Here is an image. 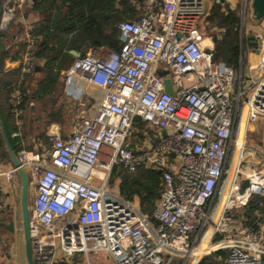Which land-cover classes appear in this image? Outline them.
<instances>
[{
  "label": "built area",
  "instance_id": "1",
  "mask_svg": "<svg viewBox=\"0 0 264 264\" xmlns=\"http://www.w3.org/2000/svg\"><path fill=\"white\" fill-rule=\"evenodd\" d=\"M35 2L0 0V31H9ZM251 2H243V25ZM145 5L144 15L117 26L120 49L92 45L65 70L66 91L80 88L100 96L95 113L68 139L52 132L50 149L19 152L29 181L35 264H94L93 255L96 264H171L175 257L188 264L214 221L211 204L225 184L230 154L244 148L237 126L245 114L251 123L264 119V19L254 34L258 63L250 67L249 81L242 68L214 61L205 0H146ZM32 29L26 23L20 35L27 43L24 74H31L36 62ZM139 120L154 130V141L135 148L129 140ZM116 167L130 174L140 167L162 172L155 223L110 184ZM16 173L15 167L3 175L13 180ZM248 180L244 205L252 196H264V171H254ZM6 206L0 190V212ZM14 222V236L24 241L22 215ZM220 228L212 237L225 233ZM229 233L211 239L203 255L225 251L224 264H263L264 226Z\"/></svg>",
  "mask_w": 264,
  "mask_h": 264
},
{
  "label": "trees",
  "instance_id": "2",
  "mask_svg": "<svg viewBox=\"0 0 264 264\" xmlns=\"http://www.w3.org/2000/svg\"><path fill=\"white\" fill-rule=\"evenodd\" d=\"M146 0H36L32 8L25 9L38 15L39 19L33 24L32 34L38 38L31 50L36 60L44 62L48 70L38 92L29 94L24 77L31 80L33 74H19L17 84L13 89H7L6 96L0 104V118L2 120L7 138L12 149L17 152L15 138L11 137L12 131H19L22 127L16 125V120H22L24 113L31 110L32 99L49 98L56 95V89L61 85L60 73L69 67L74 59L71 51H76L84 56L86 49L92 45H101L103 42L114 49H120L118 25L124 21H133L144 15ZM60 16L55 21V14ZM210 27L209 32H214L217 41L214 46V61L224 63L239 71L245 66L246 58L243 54L241 41V20L239 9L232 10L222 3H216L206 19ZM6 32L0 31V40L6 41ZM19 49L22 55L27 51V43L20 42ZM7 55L5 45L0 44V61ZM1 64V62H0ZM18 93V95H16ZM1 99V98H0ZM53 104H41L42 111L47 118L52 117ZM4 108L8 113L4 116ZM12 121L11 125L8 121ZM146 124L139 120L136 132L142 140ZM149 134L154 131L149 129ZM141 141V140H139ZM28 149V148H27ZM7 154V147L0 130V155ZM115 173L121 178L119 185L120 196L124 200L134 202L139 199L141 212L147 215L154 223L153 214L157 202L163 192L162 172L154 168L140 167L136 173L130 174L123 167H116ZM242 226L251 231L260 230L264 223V196H252L242 213ZM218 235L216 240H221ZM227 253L219 251L204 257L199 264H224ZM264 264V258H263Z\"/></svg>",
  "mask_w": 264,
  "mask_h": 264
},
{
  "label": "crops",
  "instance_id": "3",
  "mask_svg": "<svg viewBox=\"0 0 264 264\" xmlns=\"http://www.w3.org/2000/svg\"><path fill=\"white\" fill-rule=\"evenodd\" d=\"M207 1L208 2L207 5H205V9L207 14H209L212 8V3L210 0ZM219 2L226 5L225 4L226 0H218L217 3ZM230 8L234 10L232 7ZM38 19H39L38 15L31 12V10L28 11V14L23 13L21 18L12 25L9 31L6 32L7 34L8 33L12 34L11 39H7L6 41H3V43L0 40V44L2 45L4 44L5 50L7 51V55L5 56V58L2 61H0L1 62L0 104L3 107L4 105L2 103V100L6 96L7 89H9L10 87L14 89L17 84L19 74L24 73L23 62H22L24 56L22 55V50L19 49V44L20 42H22L20 40V35L24 32L26 23L31 24L32 26ZM59 19L57 21H59ZM260 22H261V26L259 28L262 27V21ZM205 25H206L205 26L206 33L207 34L209 33V35L212 36L213 44L215 45L214 35H213L214 32L213 31L209 32L210 27L207 25L206 21H205ZM250 27L252 28L251 34L248 33L245 34V25H243V31L241 32V41L242 42L244 41V43L242 44L243 54L246 58V64L244 67L242 66L241 68L244 70L245 75H247L248 73L250 74L249 71L250 67L255 66L258 63V56L255 49V45L250 44L249 38L251 36H254L255 31L258 30L259 28L255 26H250ZM101 45L106 47L108 50H114V48L107 43L103 42ZM75 57L77 56H74V58ZM66 69L62 70L60 73L61 85H59L55 90L56 95L50 96L49 98L32 99L30 104L32 106L31 110H34V112L24 113L23 115L24 117L22 118V120L19 119L16 120V125L18 127H22L21 130L12 131L11 133V137L17 139L16 140L17 152H15L12 149L9 140L7 138L5 129L3 132L0 126L1 133L3 135L7 147V154H5L4 156L0 155V190L5 200V203L7 204L5 210L0 212V223L2 222L8 224L11 221L15 220L16 218L15 215H17L16 213L17 203L18 201L20 202V196L22 194V179L20 174L16 173L13 180H9L3 175V173H6L7 171L15 168L11 151H13L16 154V156L19 158V152L23 149L28 148L27 150H31V151L48 150L50 149L49 137L52 132H60L65 139L70 138L75 126L78 123H80L81 120L90 118L95 113L98 104L101 101L100 96L96 92L91 90L83 91L80 88H73L70 91H66L65 83H64ZM47 72L48 70L45 68L44 62H40L36 60L35 67L31 73L33 74L31 80L27 81L24 77H21L19 83L21 81H25V83L27 84L26 86L29 94L36 93L40 90L42 82L45 79ZM41 104H53L51 118H47L48 117L47 114H45L42 111V109H40ZM7 113H8L7 109L4 108V113H3L4 116ZM8 122L11 125H13L11 120ZM0 123H2L1 118H0ZM136 127L135 130L137 129ZM237 127H238L237 130L239 129L237 131V136L239 137V139H242L245 142L246 135L249 131H254V132L257 131L258 133L259 131H261V129H264V119L262 118L255 123H251L248 121V118L245 114L241 125ZM149 129L151 128L147 125L144 127L145 130L144 135L146 136V138L140 141L142 142V145H146L152 142V140L154 141L153 137H151V135L149 134L148 131ZM131 138L129 141H131ZM129 144L132 147L135 146L134 144L131 143ZM138 147L139 145L135 146V148ZM243 150L244 148L243 149L234 148L230 154L229 159L232 157L231 159L234 160L233 156H235L236 158L234 160V163L232 162L233 164L229 162L228 174L229 177L234 172L236 173V175L235 177L232 176L233 181L231 182L229 188L227 187L228 183H225L221 187L219 195L215 199L214 203L211 204L213 213H215V218L213 223L211 222L209 225L210 231L208 232L207 237L202 241V243L204 241L206 242L203 243L200 249L197 250L195 253L196 259L193 264H198L202 255L209 250L210 248L209 241L211 239L212 241H217L216 239L218 235H222L224 237L228 232L239 229L242 225L241 216L245 210L246 205H244V202L247 198V191L246 189H242V182L244 180H248V177L254 171H258V170L264 171V143L262 144V148L260 150L261 153L257 152L259 153L261 160L258 162L256 166H245L243 169L239 168V165H237V163L238 160L240 162V160L242 159ZM235 167L236 169H234ZM118 179L120 180L119 176ZM227 179L225 178V180ZM241 208L244 209L241 210ZM21 215H22V209H21ZM218 226H220L221 227L220 229H222L225 233L219 232L216 236L212 237L213 229L217 228ZM262 226H264V223L261 225V227ZM0 231H3L6 235H9L14 239V241H16L14 234L8 231L5 227L0 226ZM198 234L199 232H197L196 236H198ZM202 235L203 232L200 236ZM16 255L17 253L15 248L10 247L9 249L6 244V236H4L3 233L2 234L0 233V264H8V263L18 264L15 260Z\"/></svg>",
  "mask_w": 264,
  "mask_h": 264
},
{
  "label": "rangeland",
  "instance_id": "4",
  "mask_svg": "<svg viewBox=\"0 0 264 264\" xmlns=\"http://www.w3.org/2000/svg\"><path fill=\"white\" fill-rule=\"evenodd\" d=\"M210 1L212 3V8H213L216 5V3H217L218 0H210ZM207 2L208 1L205 0V5H207ZM243 2H244V0H226V3H225L226 4L225 7L230 6L233 9H239V11H240V20H241V32L243 31V23H242ZM240 7H241V9H240ZM207 17H208V14L206 16V19H207ZM244 25H245V34H247V33L248 34H251L252 28L250 26H255L257 28H259L261 26V22L254 21V17L252 15V11L250 9L249 4L246 5V16H245ZM11 36H12V34L11 33H8L6 35V39H11ZM206 39H207V44H211L209 33L206 34ZM246 77H247L246 79L250 81L251 76H250L249 73L246 75ZM139 140H142V137L135 130L134 131V134H133V136L131 138V141H129V143L134 144L135 146L136 145H139V147H142L143 146L142 145V142H140ZM261 143L262 144L264 143V129H261V131H259L258 133H257V131H255V132L254 131H249L247 133L246 139H245V144H244V150H243V154H242V159L240 160V162L238 160V163H237V165H239V168L243 169L245 166H256L258 164V162L261 160V158L259 156V153H257V152H260V150L262 148V144ZM231 158L229 159V162L230 163H232V162L234 163V160H235L236 157L233 156V159L234 160H232ZM115 169H113V172H112V175H111V178H110V181H111L110 184L111 185H115V186L117 185L119 187L121 180L118 179V174L115 173L116 172ZM234 169H236V167ZM235 175H236V173L234 172L229 177V174L226 173L225 178L226 179L228 178V179L225 180V178H224L225 183L230 182V184H231V182L233 181V177H235ZM229 193H230V191H229ZM21 200H22V194L20 196V202L18 201V203H17V211H16L17 215H15V217H16L17 220H20V218H21V209H22ZM134 202L136 204H138L139 199L136 198V200ZM237 215H239V214H237ZM240 228L246 229L242 225H241ZM0 233L1 234L3 233L4 236H6V244H7L8 248L9 249H10V247H14L15 248L16 253H17V255L15 257L16 262L18 264H27V259H26V254H25V244H24V241L22 240V238H20V236H18V238H17L16 237L17 235H16L15 236L16 241H14V239L12 237H10L9 235H6L3 231H0ZM229 234L230 233L228 232L227 235H229ZM205 242L206 241H204L203 243H205ZM203 243H201L200 246H199V248H197L198 250L200 249V247H201V245ZM209 244H211L210 241H209ZM207 256H209V255H202V257L200 258L199 262H201L202 258L207 257ZM195 259L196 258H194V257L191 256V258L189 259L188 264H193L195 262ZM178 260L179 259L175 257L171 261V263L172 264H179L177 262ZM92 262L94 264L97 263L96 256H94V255L92 256ZM199 262H198V264H199Z\"/></svg>",
  "mask_w": 264,
  "mask_h": 264
},
{
  "label": "water",
  "instance_id": "5",
  "mask_svg": "<svg viewBox=\"0 0 264 264\" xmlns=\"http://www.w3.org/2000/svg\"><path fill=\"white\" fill-rule=\"evenodd\" d=\"M251 8L253 11V16L256 21H262L264 19V0H252L251 2ZM59 19V14L57 13L55 15V20L57 21ZM217 37H214V42L216 43ZM251 45H257V41L254 36H251L249 38ZM209 53V50L207 51ZM71 53L74 56H79V54L76 51H71ZM163 75V73H160ZM167 84V92L172 91L171 81L166 80ZM0 126L2 128V131L4 132V128L2 126V123H0ZM7 140V138H6ZM13 162L15 167L18 169V173L21 176L22 179V218H23V227H24V241H25V254L27 259V264H35L34 257H33V248H32V240H31V223H30V212H29V181L26 174V171L21 167V163L19 158L16 156V154L11 151ZM249 180H244L242 182V189H247L249 187ZM244 208H241L243 210ZM0 226L5 227L8 231H10L12 234L15 233V222L11 221L10 223H0Z\"/></svg>",
  "mask_w": 264,
  "mask_h": 264
},
{
  "label": "bare ground",
  "instance_id": "6",
  "mask_svg": "<svg viewBox=\"0 0 264 264\" xmlns=\"http://www.w3.org/2000/svg\"><path fill=\"white\" fill-rule=\"evenodd\" d=\"M230 181V180H229ZM228 188L230 187V182H228V186H227ZM228 188H226V189H228Z\"/></svg>",
  "mask_w": 264,
  "mask_h": 264
}]
</instances>
